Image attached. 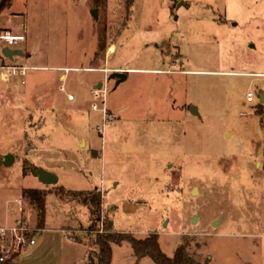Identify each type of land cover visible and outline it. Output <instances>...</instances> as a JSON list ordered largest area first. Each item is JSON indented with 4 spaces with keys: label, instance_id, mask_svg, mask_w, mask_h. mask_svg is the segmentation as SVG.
I'll use <instances>...</instances> for the list:
<instances>
[{
    "label": "rangeland",
    "instance_id": "rangeland-1",
    "mask_svg": "<svg viewBox=\"0 0 264 264\" xmlns=\"http://www.w3.org/2000/svg\"><path fill=\"white\" fill-rule=\"evenodd\" d=\"M2 1L0 29L26 34L17 61L39 68L46 93L35 106L32 83L15 98L0 84V157L15 155L0 165V224L23 214L36 236L15 260L85 264L97 248L89 226L108 219L158 232L169 255L187 242L208 264H264V0ZM106 79L115 118L102 130L92 88ZM39 166L59 181L44 183ZM30 187L46 190L44 213ZM86 188L101 192L99 222L67 194ZM113 264L161 263L124 240Z\"/></svg>",
    "mask_w": 264,
    "mask_h": 264
},
{
    "label": "trees",
    "instance_id": "trees-1",
    "mask_svg": "<svg viewBox=\"0 0 264 264\" xmlns=\"http://www.w3.org/2000/svg\"><path fill=\"white\" fill-rule=\"evenodd\" d=\"M98 3L101 0H96ZM105 46V44H104ZM0 56L4 57L2 48ZM261 115V121H264V108H258L257 110ZM30 170L29 165L25 167V172L28 173ZM46 190L39 187L24 188L23 195L30 198L32 203L38 206L41 213L45 212L46 209ZM69 196L75 199H79L83 202L92 203V213L95 215V221L99 222L103 220L101 210V192L97 189H75L69 190L67 193ZM40 225L44 220H40ZM105 228L101 231L99 227L90 225L89 230H96L91 243L97 246L95 251H89L88 259L85 264H113V244L121 243L124 240L130 241L137 256L142 257L145 255L152 256L158 263L161 264H208L205 260L203 261L199 257L195 256L189 249L188 243H181L177 246L173 255L166 253L159 241L158 232H151L146 236H137L132 232L118 231L114 228L111 220H105ZM15 255L7 258L4 261H0V264H21L19 260H15Z\"/></svg>",
    "mask_w": 264,
    "mask_h": 264
},
{
    "label": "built area",
    "instance_id": "built-area-1",
    "mask_svg": "<svg viewBox=\"0 0 264 264\" xmlns=\"http://www.w3.org/2000/svg\"><path fill=\"white\" fill-rule=\"evenodd\" d=\"M26 38V34L23 32H13L7 28L0 29V44H2L1 48L4 46H9L11 48L18 49L20 47L16 45ZM17 55L19 54H16L14 58L4 55L3 59L0 61V84L10 81L19 83L21 85H28L33 81V90L37 95L33 104L35 106H40L46 101V93L44 84L41 83L40 77L38 76L39 68L35 65L18 62ZM6 58L10 60H7ZM71 69L72 68L70 67H65V69L62 70L60 74L63 76L61 79L64 81L67 80V75ZM105 70L108 72L107 68ZM61 88L63 91H67L65 85H62ZM92 91L94 92L95 96L103 102L102 109L104 113V122L102 125H98V128L105 130L108 121L115 118V115L109 111L107 106L106 92L108 91V79L105 80L101 87L96 86ZM102 94L104 95L100 97ZM68 97L73 99L74 94L68 92ZM254 99V91L251 89L248 90L247 100L253 101ZM98 108L100 107L95 102L94 109ZM16 202L22 207L24 204L23 197H18ZM32 229L33 227L29 225V222L25 219L23 214L14 216L13 220H10L6 224H0V261H4L12 255L19 253L20 249L35 245L36 236L31 233Z\"/></svg>",
    "mask_w": 264,
    "mask_h": 264
},
{
    "label": "water",
    "instance_id": "water-1",
    "mask_svg": "<svg viewBox=\"0 0 264 264\" xmlns=\"http://www.w3.org/2000/svg\"><path fill=\"white\" fill-rule=\"evenodd\" d=\"M6 2H7V0H3L1 3V6H3ZM2 53L6 56H9L10 58H14L16 54H19V55H25L26 54L22 48L15 49V48H11L9 46H4L2 48ZM111 76L112 77H118L117 83H120L122 80H124L128 77V74L125 71H119L118 70V71H114L111 74ZM100 85H102V83ZM262 101H264V95L262 96ZM191 109L195 113L198 112L196 105H192ZM14 159H15V155L13 153H11V152L7 153L3 157H0V165L3 163L11 164V163H13ZM35 173L46 184L57 183L59 181V175L56 172L45 169L42 166H39L38 169L35 171ZM196 190H198L197 187H195L194 192H196Z\"/></svg>",
    "mask_w": 264,
    "mask_h": 264
},
{
    "label": "crops",
    "instance_id": "crops-1",
    "mask_svg": "<svg viewBox=\"0 0 264 264\" xmlns=\"http://www.w3.org/2000/svg\"><path fill=\"white\" fill-rule=\"evenodd\" d=\"M108 49H109V47H108ZM24 50V49H23ZM25 51V50H24ZM1 57V56H0ZM2 58V57H1ZM108 69V68H107ZM105 72H106V70H105ZM61 73H59V77L60 78H62L63 76L62 75H60ZM106 74H107V72H106ZM107 75H109V71H108V74ZM30 83H32V84H34V82L32 81V82H30ZM102 83V81H100V82H98V83H96V85H99L100 86V84ZM2 85H4L3 87V89H1L2 91H4V90H8V88H11V91H7V94H9L8 96L9 97H12L13 96V98H15L16 97V95L17 94H19V93H22V94H24V90H26V89H23L24 88V86L22 87V85L21 84H19V83H16V82H10L9 84H2ZM32 86V89H33V85H31ZM92 90H93V88H92ZM19 91V92H18ZM6 92V91H5ZM16 92H18V93H16ZM1 93V92H0ZM1 94H3V92L1 93ZM12 95V96H11ZM264 95V94H263ZM262 95V96H263ZM10 101V100H9ZM262 102H264V101H262ZM263 104V103H262ZM68 105L69 106H75V103L73 102V101H69L68 102ZM9 216H11V219L14 217V215H10L9 213L7 214V217H6V213H5V215H4V218L5 219H9Z\"/></svg>",
    "mask_w": 264,
    "mask_h": 264
},
{
    "label": "flooded vegetation",
    "instance_id": "flooded-vegetation-1",
    "mask_svg": "<svg viewBox=\"0 0 264 264\" xmlns=\"http://www.w3.org/2000/svg\"><path fill=\"white\" fill-rule=\"evenodd\" d=\"M177 3H178V1H177ZM190 106H192V104Z\"/></svg>",
    "mask_w": 264,
    "mask_h": 264
},
{
    "label": "bare ground",
    "instance_id": "bare-ground-1",
    "mask_svg": "<svg viewBox=\"0 0 264 264\" xmlns=\"http://www.w3.org/2000/svg\"><path fill=\"white\" fill-rule=\"evenodd\" d=\"M197 191V190H196Z\"/></svg>",
    "mask_w": 264,
    "mask_h": 264
}]
</instances>
